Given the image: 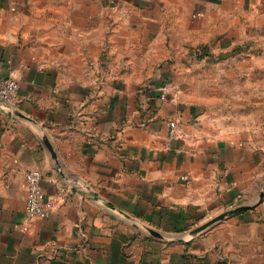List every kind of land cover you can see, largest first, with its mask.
<instances>
[{
    "label": "crops",
    "instance_id": "crops-1",
    "mask_svg": "<svg viewBox=\"0 0 264 264\" xmlns=\"http://www.w3.org/2000/svg\"><path fill=\"white\" fill-rule=\"evenodd\" d=\"M243 45L262 52L221 58L256 96L222 107L192 80L211 50ZM10 75L0 264L262 262L257 205L193 231L264 190V0H0ZM36 169L56 206L30 220Z\"/></svg>",
    "mask_w": 264,
    "mask_h": 264
},
{
    "label": "rangeland",
    "instance_id": "rangeland-1",
    "mask_svg": "<svg viewBox=\"0 0 264 264\" xmlns=\"http://www.w3.org/2000/svg\"><path fill=\"white\" fill-rule=\"evenodd\" d=\"M262 52L260 47L257 46H231L226 51L222 50L217 54H212L211 50V61L205 62L202 61L199 63V68L196 69L198 72L196 73V77L193 78L192 83L195 84V87L201 91L202 96L210 97L212 99H216L219 101L222 107L225 104L232 103L239 98H245L246 102H248L247 98L250 97V101H253V98L256 96L255 93L247 91L246 89H241V81L247 82L248 85L255 84V78H244L240 81V79L234 80L230 73H226V66L228 65V58L222 59L221 54L229 53V54H245L247 53H260ZM212 59H215V63L219 64V68L215 70L214 64L212 63ZM234 65L235 63H230ZM195 68V67H193ZM195 70V69H194ZM186 84L191 85L190 80H187ZM261 95V94H260ZM215 101V100H214ZM249 103V102H248ZM232 107V106H229ZM234 108V107H233ZM238 109V108H236ZM248 114V113H245ZM262 190V189H261ZM260 190V191H261ZM258 191L257 195L253 199L254 202L258 201L261 198V192ZM263 191V190H262ZM248 199V198H247ZM246 199V200H247ZM241 200H239L232 208L240 206L243 204ZM245 204V203H244ZM248 216L258 221L261 224L262 232L264 233V197L262 201L253 208V210H249L247 212ZM260 264H264V257Z\"/></svg>",
    "mask_w": 264,
    "mask_h": 264
},
{
    "label": "built area",
    "instance_id": "built-area-1",
    "mask_svg": "<svg viewBox=\"0 0 264 264\" xmlns=\"http://www.w3.org/2000/svg\"><path fill=\"white\" fill-rule=\"evenodd\" d=\"M162 99H167L169 90L167 87L161 89ZM20 86L13 76H0V103L13 106L19 97ZM172 134L176 133V123L172 122ZM28 191L26 197V212L30 220L47 218L56 206L54 198L47 197L42 187V173L39 170H31L27 174ZM188 178L187 175L183 176Z\"/></svg>",
    "mask_w": 264,
    "mask_h": 264
},
{
    "label": "water",
    "instance_id": "water-1",
    "mask_svg": "<svg viewBox=\"0 0 264 264\" xmlns=\"http://www.w3.org/2000/svg\"><path fill=\"white\" fill-rule=\"evenodd\" d=\"M264 197V190L262 191L261 193V198L256 201L255 203L253 204H244V205H240V206H237L235 208H232L224 213H222L221 215L217 216L216 218L212 219L211 221L201 225L200 227L196 228L193 233H198L200 231H203V230H206L207 228H209L212 224H214L215 222L227 217V216H230V215H234L236 213H239V212H242V211H245V210H248L249 208H252L256 205H258L262 199ZM153 233L157 234V235H160L158 232H155V231H152Z\"/></svg>",
    "mask_w": 264,
    "mask_h": 264
}]
</instances>
